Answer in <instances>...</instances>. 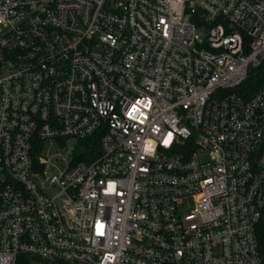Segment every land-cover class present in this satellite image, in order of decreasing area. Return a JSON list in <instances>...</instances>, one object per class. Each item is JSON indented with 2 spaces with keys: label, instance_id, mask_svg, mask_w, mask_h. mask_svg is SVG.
Instances as JSON below:
<instances>
[{
  "label": "built area",
  "instance_id": "built-area-1",
  "mask_svg": "<svg viewBox=\"0 0 264 264\" xmlns=\"http://www.w3.org/2000/svg\"><path fill=\"white\" fill-rule=\"evenodd\" d=\"M263 222L264 0H0V264H263Z\"/></svg>",
  "mask_w": 264,
  "mask_h": 264
},
{
  "label": "trees",
  "instance_id": "trees-1",
  "mask_svg": "<svg viewBox=\"0 0 264 264\" xmlns=\"http://www.w3.org/2000/svg\"><path fill=\"white\" fill-rule=\"evenodd\" d=\"M253 90L258 87V82L253 81L251 78L247 83ZM79 161L84 160L86 162H92L100 155V143L99 138L95 137L90 139L80 146L78 153L76 154ZM259 252L264 264V222L260 224L257 232Z\"/></svg>",
  "mask_w": 264,
  "mask_h": 264
}]
</instances>
